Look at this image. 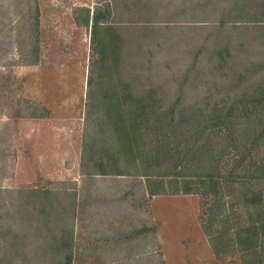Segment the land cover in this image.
<instances>
[{
	"label": "rangeland",
	"instance_id": "rangeland-1",
	"mask_svg": "<svg viewBox=\"0 0 264 264\" xmlns=\"http://www.w3.org/2000/svg\"><path fill=\"white\" fill-rule=\"evenodd\" d=\"M96 7L114 27L153 25L136 35L143 64L137 57L129 70L134 83L159 84L161 97L184 83L183 74L200 75L193 83L224 82V69L205 59L217 61L225 45L239 70L264 59L259 46L248 45L256 34L231 26L264 20V0H0V264H57L50 248L57 214L51 222L45 215L50 202L68 216L74 210L72 225L69 218L64 224L73 229L71 264H244L238 251L215 257L200 226L215 194L211 183L187 184L206 194L150 197L145 177L117 153L114 114L101 104V72L92 62ZM259 68L250 78L264 74ZM198 89L186 90V101ZM96 137L102 145L83 153ZM157 179L147 181L169 189ZM240 245L236 239L234 249Z\"/></svg>",
	"mask_w": 264,
	"mask_h": 264
},
{
	"label": "trees",
	"instance_id": "trees-1",
	"mask_svg": "<svg viewBox=\"0 0 264 264\" xmlns=\"http://www.w3.org/2000/svg\"><path fill=\"white\" fill-rule=\"evenodd\" d=\"M104 7L108 9L107 4ZM253 8L262 10L263 5ZM99 10L96 7L91 17L90 43L95 52L92 62L101 72L97 92L101 104L106 112L114 114L111 118L117 153L130 162L135 175L145 177L150 195L206 194L204 186L199 191L198 187L187 188V184L211 183L210 190L215 194L205 210L206 217H199V223L214 256L238 251L244 264H264V74L258 79L250 78L261 72L259 66L264 68V59L247 61L239 70L227 56L225 45L216 49L217 61L205 59V65L212 64L213 70L224 69L225 74H221L224 82L193 83L200 75L189 80L183 74L184 83H174L161 97L159 84L134 83L129 70L138 64L135 58L142 54L143 44L136 35L146 28L152 30L153 25L117 22L114 27L98 18ZM253 12L254 9L247 11ZM239 21L231 26L254 32L257 36L248 45L259 46L264 52V20ZM225 25L224 21L218 22L219 27L226 28ZM204 48L198 47L193 58ZM140 63L143 64L141 58ZM228 72L230 75L226 76ZM103 76L106 83H101ZM243 79L248 83H239ZM135 85H139L138 90ZM197 88L199 97L186 101L184 92ZM100 140L92 138L83 153L89 154L98 144L102 145L104 140ZM98 168L99 174H104L100 165ZM153 177H158L155 182H164L169 189L153 187L147 181ZM204 203L200 202V208ZM48 206L50 212L45 214L48 222L56 214L58 222L57 236L52 237L50 248L59 259L57 264H71L70 226L75 220L74 210L68 216L56 211L55 204L50 202ZM67 218L70 228L64 227ZM236 239L241 244L238 250L234 249Z\"/></svg>",
	"mask_w": 264,
	"mask_h": 264
},
{
	"label": "crops",
	"instance_id": "crops-1",
	"mask_svg": "<svg viewBox=\"0 0 264 264\" xmlns=\"http://www.w3.org/2000/svg\"><path fill=\"white\" fill-rule=\"evenodd\" d=\"M147 192V191H146ZM150 197H153V195H150Z\"/></svg>",
	"mask_w": 264,
	"mask_h": 264
}]
</instances>
